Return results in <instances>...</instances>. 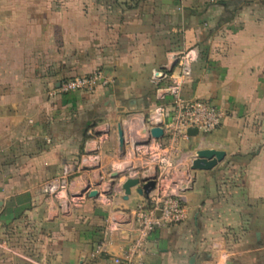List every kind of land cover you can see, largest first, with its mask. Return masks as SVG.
<instances>
[{
  "label": "crops",
  "instance_id": "0c3cea01",
  "mask_svg": "<svg viewBox=\"0 0 264 264\" xmlns=\"http://www.w3.org/2000/svg\"><path fill=\"white\" fill-rule=\"evenodd\" d=\"M192 46L184 96L227 116L180 140L187 217L154 230L145 264H264V0H0V264H118L148 198L133 187L129 210L115 209L139 166L133 132L160 103L153 70ZM96 70L112 83L51 95ZM209 148L224 159L191 170ZM71 176L86 180L71 197L99 195L67 205L40 186Z\"/></svg>",
  "mask_w": 264,
  "mask_h": 264
},
{
  "label": "built area",
  "instance_id": "2783aa9c",
  "mask_svg": "<svg viewBox=\"0 0 264 264\" xmlns=\"http://www.w3.org/2000/svg\"><path fill=\"white\" fill-rule=\"evenodd\" d=\"M199 53L197 46L177 52L178 61L171 72L164 71L161 77H155L153 73L160 103L145 124L147 129L163 127L164 135L161 138L151 137L149 142L136 145L139 149V166L129 170L128 178H155L156 187L148 194L146 201L138 203L133 210V238L122 255L114 257L118 264H145L149 237L154 230L163 223H179L187 217L184 192L188 189L190 180L179 178L180 167L175 162L179 142L190 136V128H198L199 133L213 132L222 125L227 116L224 110L210 102L183 94L185 85L191 81L193 66ZM111 83L112 80L102 70H96L61 82L51 95L76 91L92 93L99 86ZM67 178L59 177L56 181L47 182L44 191L51 194L55 192L56 197L71 205L81 201L89 193L91 186L82 194H75L68 199L64 193L67 192ZM106 201L112 203L113 196ZM109 230L119 231L120 227L115 223ZM104 247V244L99 245L97 253L104 252Z\"/></svg>",
  "mask_w": 264,
  "mask_h": 264
},
{
  "label": "water",
  "instance_id": "95a60500",
  "mask_svg": "<svg viewBox=\"0 0 264 264\" xmlns=\"http://www.w3.org/2000/svg\"><path fill=\"white\" fill-rule=\"evenodd\" d=\"M178 61L177 58V52L172 51L168 53V62L166 65L162 66L161 68H158L163 71H158V69H154L153 73L155 77H161L164 74V71L171 72L176 63ZM118 134H119V140H120V147L121 149H124L125 147V134H127V131L124 129V126L122 123L118 124ZM134 139L137 143H147L151 140V137L155 138H161L164 135V129L161 126H154L151 129L145 128L143 125H139L133 132ZM189 135H198L199 129L198 128H190L188 129ZM226 153L222 150L217 149H203L199 150L195 153V158L191 165V170H210L213 169L215 166L218 165L220 161H222L225 157ZM122 176L121 172H114L112 174L113 180L120 178ZM179 178L184 180H192L189 170H182L179 171ZM125 194L123 196V202L120 204H117L115 206V209L118 210H129V205L127 204V201L130 198V195L132 193V188L137 187V191L142 195H148L152 190L156 187V179L155 178H148V177H142V178H128L122 185ZM91 196H98L99 190L94 189L90 193ZM159 215L161 212L158 213ZM193 262V261H192Z\"/></svg>",
  "mask_w": 264,
  "mask_h": 264
},
{
  "label": "rangeland",
  "instance_id": "374dc122",
  "mask_svg": "<svg viewBox=\"0 0 264 264\" xmlns=\"http://www.w3.org/2000/svg\"><path fill=\"white\" fill-rule=\"evenodd\" d=\"M126 122H128V120L126 121ZM126 127H127V125H126ZM210 149V148H209ZM201 150H203V149H201ZM73 176H71V177H68L67 178V182H68V185H67V188H66V191L67 192H64L65 193V196H66V198H71V195H70V190L71 191H74V192H77L79 189L78 188H80L81 189V187H84L85 186V184H86V180H85V178L84 179H78V180H76V181H74V183H72V181H73ZM59 178H57V177H53V178H47V179H44V180H42V182L40 183V186H42L43 187V189H44V185L47 183V182H51V181H56V180H58ZM99 178L97 177V180H98ZM98 185H99V183H97ZM96 184V185H97ZM45 192V191H44ZM47 193V192H46ZM47 195H52V196H54V197H56L55 196V192L53 193V194H51V193H47ZM64 200H65V198H64ZM79 202H77V204H80V200H78ZM63 202H65V201H63ZM258 202V201H257ZM257 215H256V217L258 218V216H259V213L257 212L256 213ZM262 215V214H261ZM261 215H260V221H261ZM263 216V215H262ZM263 223V222H262ZM263 226L264 225H261L260 226V228H262L263 229ZM261 231H258L257 232V237L258 238H260L261 237Z\"/></svg>",
  "mask_w": 264,
  "mask_h": 264
}]
</instances>
